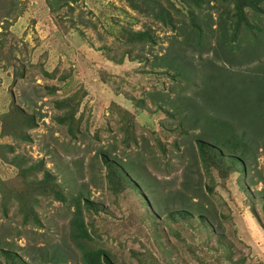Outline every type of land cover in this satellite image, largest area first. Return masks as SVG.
I'll return each instance as SVG.
<instances>
[{
    "label": "rangeland",
    "instance_id": "374dc122",
    "mask_svg": "<svg viewBox=\"0 0 264 264\" xmlns=\"http://www.w3.org/2000/svg\"><path fill=\"white\" fill-rule=\"evenodd\" d=\"M254 3L257 11L243 8L250 28L239 29L236 43L218 26L227 30L231 1L0 0V250L15 252L23 264H82L68 222L79 194L92 203L83 210L93 237L85 245L104 249L112 264H264V182L258 176L264 174V123L248 122L252 113L264 118V0ZM158 9L170 23L160 21ZM191 21L203 31L198 41L189 34ZM134 31L148 38L136 40ZM253 38L258 46L248 58L243 52ZM237 91L249 93L250 109L242 104L239 114L231 113L240 107ZM206 94L211 99L205 101L216 100V117L236 134L245 127L254 156L245 173L225 179L211 167L212 185L192 160L191 130V136L180 130L196 106L212 114ZM69 112L64 123L56 120ZM28 117L27 138L11 134L13 122ZM201 122L194 132L202 131ZM100 151L142 169L149 189L113 192ZM40 162L65 201L35 195L37 220L29 215L23 222L13 193L24 181L41 179L42 171L24 177L18 169ZM186 181L189 188L204 185L212 226L166 216L176 206L173 189L189 194ZM0 264L13 263L0 253Z\"/></svg>",
    "mask_w": 264,
    "mask_h": 264
},
{
    "label": "trees",
    "instance_id": "16d2710c",
    "mask_svg": "<svg viewBox=\"0 0 264 264\" xmlns=\"http://www.w3.org/2000/svg\"><path fill=\"white\" fill-rule=\"evenodd\" d=\"M66 3L68 1L73 0H65ZM131 1V0H130ZM201 1V0H198ZM221 2L225 1H231L233 3V11L231 14H227L229 11H227V16L230 17L228 19V28L227 30H224L226 28L222 27L220 23H218V26L221 27L222 30H220L221 35H228V38L230 41H236L237 43V32L240 28H250V24L248 21L244 18L243 8L245 6H248L252 8L254 11H257L255 7V0H220ZM134 9H136V5L134 3ZM153 13L155 10H152ZM261 11V10H259ZM158 18H160V21L162 23H170V18L167 17L165 14L162 13V10L158 9L157 13L155 14ZM191 30L189 29V34L193 31L195 32V39L198 41L199 36H202L203 31L200 29V25L198 23H194V21H191ZM131 36L135 37L136 40H141L142 38H148V35L145 32L140 31H134ZM189 38V37H188ZM224 40V39H223ZM198 43V42H197ZM222 44L219 42V45ZM258 46V41L255 42L254 38L250 42V44L245 48V51L243 53H246L245 57H253V54L251 51L256 52V47ZM227 49V47H226ZM228 52V51H227ZM242 57V56H238ZM238 62V61H237ZM239 63V62H238ZM190 70L188 71L189 74ZM180 74V72H179ZM185 82L190 83L192 79L187 76V71L183 72ZM218 91V89H215L213 92ZM238 96H242L240 99L239 105L240 107H236V110L231 111L235 112L237 111L239 114L240 109H242V104L246 105L243 107L250 109L249 105V98L246 97L249 96L248 91L244 93V91H237L236 92ZM211 94H206L204 96V101L211 99ZM207 105L211 106L209 109L212 114L208 115L206 112L202 109L200 106H196L193 116L188 119L186 122L187 129H180L181 133H185L188 136H191L192 134V140L195 145V152L192 154V160L193 161H199L201 166L203 167V170L205 172V175L208 177V182L212 185V177L210 174L209 169L212 167L215 169L216 175L220 179H225L228 174L232 172H241L245 173V167L246 164L252 159H254L253 154L251 153L253 148L250 140L244 136V129H241L240 134L235 133V128L233 125L229 124V122L225 121L223 118L220 119L216 117L217 115V106L216 100H214L211 104L210 101H205ZM62 101L55 102L56 107H60ZM248 104V105H247ZM238 105V106H239ZM260 111L264 112V106L259 108ZM178 112L181 109H177ZM253 110V109H252ZM258 114V108L256 109ZM21 111V109H19ZM254 110V113H257ZM230 113V114H231ZM171 115V114H168ZM71 116V113L69 112L68 115H62L56 120H58L59 123H64L69 119ZM256 114L249 115L248 118L251 120L248 121L249 123L251 121H255L258 125L261 124V121L264 123V118L262 120L261 117L257 116ZM261 116V115H260ZM68 118V119H67ZM183 119V117H182ZM202 120L201 127L203 128L202 131L194 132L193 130L196 128L194 127L198 121ZM247 122V123H248ZM10 123V122H9ZM181 121H179L178 128H181ZM13 128H10L11 134H14L20 138L26 139L27 136L23 134V129H29L33 126V122L31 117H28L27 119L22 118L18 119L16 122H13ZM253 125L251 122L249 126ZM264 125V124H263ZM262 125V129L264 130V126ZM200 127V128H201ZM67 129H70V122L67 123ZM191 130V134L189 131ZM10 134V133H8ZM189 145V142H187ZM255 147V146H254ZM256 148V147H255ZM259 148L261 149V152L264 156V134L262 135L261 142L259 145ZM99 157L104 165L105 168V176H106V182L109 184V188L113 192H119L123 191L127 187L133 188L138 194L139 190H147L149 189V186L144 182V176H146V173L142 169L136 165H134L137 169L141 170H135L132 166L127 167L124 163H121L120 160L116 159L115 157H110L108 153L105 151L99 152ZM22 160L18 161L20 164ZM35 170H41L42 171V177L39 180H31V181H24L23 188L21 191L13 193V196L17 198L19 203V211L22 213V221L25 222L29 215L32 216L33 221H36V216L32 213L31 207L34 202H36L34 196L35 195H41V196H52L53 198L59 200V201H65L64 197L62 196V193L58 187V185L54 182V177L52 174L46 170L42 169L41 162L37 165H31L25 168L18 169V173L20 175L26 176L29 172H34ZM142 173V174H141ZM260 178V181L264 182V174L258 175ZM188 179L187 177H185ZM190 183L188 181L184 182L185 190L189 193L187 196L184 195L183 192L179 191V189H173L171 192L170 198L171 200H174V203H176L175 207H172L169 209V211H166V216L171 218L179 219L180 221L186 222V220L195 218L196 222L199 226H202L205 228L207 225L212 226V218L210 217L209 211H206L205 205L208 202L207 196L204 194V192L201 190V188L204 186L199 181L195 183V185L192 188H189ZM206 190L208 192H211V187L208 185H205ZM139 198L142 202H144L146 205H153L152 202L149 200H146L145 196L139 195ZM149 199V198H148ZM3 203V202H2ZM72 203V211H70V219L69 222V234L71 239L75 242V244L78 245L81 251V262L82 264H112L109 261L107 253L104 251V249L97 247V248H90L87 247V243L92 241V236L87 229L85 225V219L83 215V210L87 212L88 206H92V203L88 202L86 199L81 201L80 195L77 194L75 197L71 200ZM264 203V201H263ZM4 206V203H3ZM173 208H177V210H173ZM2 211H4V208H2ZM253 215L256 217V215L253 213ZM86 243V245H85ZM0 253L7 259L11 260V262L14 264H23L22 260H20L19 255H17L13 251H7V250H0ZM228 260H231L230 256H227ZM241 259H238V261H232V264H240Z\"/></svg>",
    "mask_w": 264,
    "mask_h": 264
}]
</instances>
